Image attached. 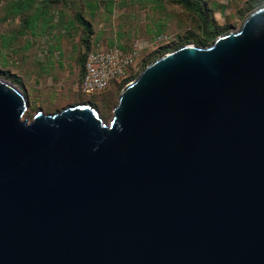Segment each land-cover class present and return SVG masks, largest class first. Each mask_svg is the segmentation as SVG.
I'll use <instances>...</instances> for the list:
<instances>
[{"label":"water","instance_id":"1","mask_svg":"<svg viewBox=\"0 0 264 264\" xmlns=\"http://www.w3.org/2000/svg\"><path fill=\"white\" fill-rule=\"evenodd\" d=\"M28 108L0 79V264H264V7L146 66L109 124Z\"/></svg>","mask_w":264,"mask_h":264},{"label":"rangeland","instance_id":"2","mask_svg":"<svg viewBox=\"0 0 264 264\" xmlns=\"http://www.w3.org/2000/svg\"><path fill=\"white\" fill-rule=\"evenodd\" d=\"M263 7L264 0H33L32 6L0 0V79L25 93L23 120L32 122L39 110L55 114L89 104L109 124L121 92L146 66L183 46H200L195 39L210 46ZM135 46L139 56L119 82L99 96L80 94L88 51Z\"/></svg>","mask_w":264,"mask_h":264},{"label":"built area","instance_id":"3","mask_svg":"<svg viewBox=\"0 0 264 264\" xmlns=\"http://www.w3.org/2000/svg\"><path fill=\"white\" fill-rule=\"evenodd\" d=\"M140 48L119 47L90 51L86 57L85 73L79 83V92L93 96L105 92L114 81H120L139 56Z\"/></svg>","mask_w":264,"mask_h":264},{"label":"trees","instance_id":"4","mask_svg":"<svg viewBox=\"0 0 264 264\" xmlns=\"http://www.w3.org/2000/svg\"><path fill=\"white\" fill-rule=\"evenodd\" d=\"M32 4H33V0H27V5H28V6H32ZM22 5H25L24 2H23ZM77 20H78V22L81 23L82 25H85V26H88V25H89V23L84 19V17L82 16L81 13H78V14H77ZM194 42L199 43V44H200V47H207V46H209V44H208L204 39H195ZM211 44H213V43H211ZM211 44H210V45H211ZM121 48H122V47H121ZM122 49L127 50L126 48H122ZM93 50H100V49H93ZM93 50H90V51H93ZM90 51H88V52L84 55V57H83V72H82V76H81V78H80V82H81L82 77L84 76V73H85V62H86V57H87V55H88V53H89ZM130 68H131V67H130ZM130 68H129V69H130ZM129 69L127 70V72L129 71ZM80 82H79V83H80ZM117 82H119V81H114V82H112L111 86H112L113 84L117 83ZM111 86H110L105 92H107V91L111 88ZM105 92H102V93H99V94H95V95H93V96H86V95L82 94L81 92H80V94H82V95L85 96V97L92 98V97H95V96L102 95V94H104ZM92 107H94V106H92ZM94 108H95V107H94Z\"/></svg>","mask_w":264,"mask_h":264}]
</instances>
